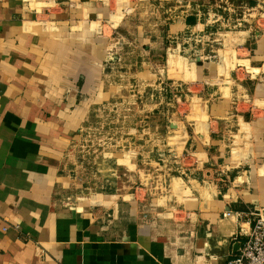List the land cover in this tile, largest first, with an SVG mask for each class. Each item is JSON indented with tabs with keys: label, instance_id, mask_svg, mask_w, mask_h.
I'll list each match as a JSON object with an SVG mask.
<instances>
[{
	"label": "crops",
	"instance_id": "crops-1",
	"mask_svg": "<svg viewBox=\"0 0 264 264\" xmlns=\"http://www.w3.org/2000/svg\"><path fill=\"white\" fill-rule=\"evenodd\" d=\"M176 3L0 0V264H227L238 251L243 213L264 212V18L180 66L159 60L167 35L192 28ZM121 39L141 44L135 65L116 59ZM118 66L120 85L180 88L167 148L184 168L159 191L131 151L105 156L101 188L72 160Z\"/></svg>",
	"mask_w": 264,
	"mask_h": 264
},
{
	"label": "rangeland",
	"instance_id": "rangeland-1",
	"mask_svg": "<svg viewBox=\"0 0 264 264\" xmlns=\"http://www.w3.org/2000/svg\"><path fill=\"white\" fill-rule=\"evenodd\" d=\"M178 1L176 10L189 16V25L192 28L177 36L165 37L164 46L167 54L170 52L171 55L161 56L159 60L162 58L169 64H195L206 59H216L227 47L223 35L226 38L228 33L251 29L259 16L262 15L261 20L264 18V0ZM170 22L166 21L160 29L168 27ZM156 23L155 15L146 27H150V30L154 27L156 31ZM226 40H229L228 37ZM117 44V60L123 56L125 61L133 59L134 65L137 57L141 60L140 52L143 48L140 43L139 54L136 51L132 53L135 49H131L132 46L127 41L124 43L122 39L120 42L117 40ZM134 67L130 69L133 75L137 71ZM127 70L129 69L119 66L115 69L114 77L119 85L117 95L110 104H104L101 111L89 118L87 128L72 153V160L78 164L81 175L87 179V187L93 189V184H97L101 188L102 184H106L103 180L107 178L110 170L115 169V165L110 166L105 162V156L131 151L139 164L149 160L144 161V170L153 176L150 184L159 191L168 185L166 180L169 177L179 176L184 168L181 161L175 162L181 158L167 148L169 144H173V133H170L169 128L173 127L177 119L184 118V113H179L178 110L179 107L185 110L184 105L181 106L184 101L179 97L180 88L173 83L167 84L164 89L158 84L147 86L132 82L120 85L121 72L127 73ZM157 145L166 146V152L159 157ZM128 146L131 148H125ZM158 158H165L167 161L160 162ZM117 172L126 173L124 168H119ZM220 181L229 182L228 178Z\"/></svg>",
	"mask_w": 264,
	"mask_h": 264
},
{
	"label": "built area",
	"instance_id": "built-area-1",
	"mask_svg": "<svg viewBox=\"0 0 264 264\" xmlns=\"http://www.w3.org/2000/svg\"><path fill=\"white\" fill-rule=\"evenodd\" d=\"M264 212L248 211L243 213L251 220L248 232H242L243 239L238 251L231 256L227 264H264ZM227 214H225L226 216Z\"/></svg>",
	"mask_w": 264,
	"mask_h": 264
},
{
	"label": "water",
	"instance_id": "water-1",
	"mask_svg": "<svg viewBox=\"0 0 264 264\" xmlns=\"http://www.w3.org/2000/svg\"><path fill=\"white\" fill-rule=\"evenodd\" d=\"M263 215H264V213H263Z\"/></svg>",
	"mask_w": 264,
	"mask_h": 264
}]
</instances>
